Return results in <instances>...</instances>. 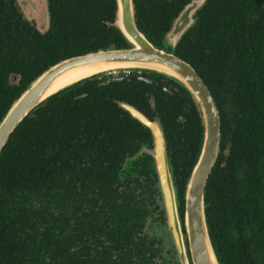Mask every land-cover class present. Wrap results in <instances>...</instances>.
Returning <instances> with one entry per match:
<instances>
[{"label":"trees","instance_id":"obj_1","mask_svg":"<svg viewBox=\"0 0 264 264\" xmlns=\"http://www.w3.org/2000/svg\"><path fill=\"white\" fill-rule=\"evenodd\" d=\"M191 0H133L134 23L155 46ZM43 33L16 0H0V120L24 88L59 59L128 42L112 25L115 0H47ZM173 53L207 87L219 118V147L203 187L208 236L218 264H264V0H207ZM187 105L143 81L104 72L48 95L0 152V264H153L165 224L147 127L163 132L181 222L186 180L202 126L189 93L141 69ZM134 71V70H132ZM14 77V78H13ZM173 251V246L171 248Z\"/></svg>","mask_w":264,"mask_h":264},{"label":"water","instance_id":"obj_2","mask_svg":"<svg viewBox=\"0 0 264 264\" xmlns=\"http://www.w3.org/2000/svg\"><path fill=\"white\" fill-rule=\"evenodd\" d=\"M115 1L116 13L114 14L112 25L124 36L128 46L97 49L71 55L59 59L44 68L24 88L23 92L14 100L0 120V152L16 126L44 98L85 77L106 71L98 69L82 74L56 87L59 78L71 69L88 64L118 62L132 64L137 69L151 70L175 80L189 93L199 114L202 126L200 149L184 189L183 223L178 212L177 200L166 158L163 132L158 119L155 117L148 118L143 112L128 102L116 101V103L126 110L132 118L147 127L150 132L151 146L149 148L142 146L137 153L145 150L152 157L157 186L165 213V227L172 241L174 253H177L179 257L184 256L186 262L190 264H218L208 236L203 197V187L218 153L220 138L218 113L212 96L200 77L188 63L175 55L172 50L182 33L191 27L194 15L203 7L207 0H191L183 7L177 17L172 20L169 29L162 36V41L169 46V50L153 45L137 29L134 23L133 0ZM16 4L23 20L31 23L36 31L43 33L47 30V0H16ZM187 12H192V14L187 17ZM110 78L112 80L129 79L143 81L158 86L173 96L183 109H187V105L174 89L145 74L135 72L114 75ZM180 234L184 236L182 242L180 241Z\"/></svg>","mask_w":264,"mask_h":264},{"label":"rangeland","instance_id":"obj_3","mask_svg":"<svg viewBox=\"0 0 264 264\" xmlns=\"http://www.w3.org/2000/svg\"><path fill=\"white\" fill-rule=\"evenodd\" d=\"M191 14L192 12H187V17H189ZM126 67L130 68L133 66H126ZM144 231H146V233L154 234L157 236L159 235L162 237V241H161L162 251L160 252L158 257L154 258L153 264H174V261H178L179 264H189V262L188 263L186 262L184 256L179 257L178 254L177 253L175 254L174 251L171 249L172 241L165 227V224H160V223L154 224L149 221ZM183 240H184V236L180 234V241L182 242ZM186 255L188 256L187 251H186Z\"/></svg>","mask_w":264,"mask_h":264},{"label":"bare ground","instance_id":"obj_4","mask_svg":"<svg viewBox=\"0 0 264 264\" xmlns=\"http://www.w3.org/2000/svg\"><path fill=\"white\" fill-rule=\"evenodd\" d=\"M126 66H133L132 64H125V63H96V64H88V65H83L74 69H71L67 71L65 74H63L60 78L59 81L56 85V87L64 84L65 82H68L82 74H86L98 69H104V70H109V69H114L118 67H126Z\"/></svg>","mask_w":264,"mask_h":264},{"label":"built area","instance_id":"obj_5","mask_svg":"<svg viewBox=\"0 0 264 264\" xmlns=\"http://www.w3.org/2000/svg\"><path fill=\"white\" fill-rule=\"evenodd\" d=\"M127 72H129V67H119V68L106 70L104 74L106 76H110V75H117V74H126Z\"/></svg>","mask_w":264,"mask_h":264},{"label":"flooded vegetation","instance_id":"obj_6","mask_svg":"<svg viewBox=\"0 0 264 264\" xmlns=\"http://www.w3.org/2000/svg\"><path fill=\"white\" fill-rule=\"evenodd\" d=\"M132 70H134V71H132ZM135 72H139V73H141V74H145L146 75V73L144 72V71H142L141 69H137V68H134V67H130L129 68V72H127L126 74H128V73H135ZM117 75H122V74H117ZM111 76H114V75H110V77ZM154 79V78H153ZM156 80V79H155ZM168 86V85H167ZM170 88H172V89H174L175 90V92H176V88L174 87V85H172V86H169ZM177 93V92H176ZM178 94V93H177ZM186 104V103H185ZM177 260V259H176ZM174 264H179L178 263V261H174ZM190 264V263H189Z\"/></svg>","mask_w":264,"mask_h":264}]
</instances>
